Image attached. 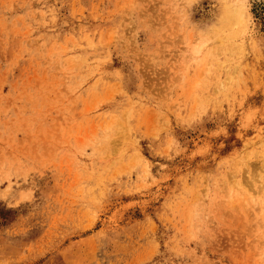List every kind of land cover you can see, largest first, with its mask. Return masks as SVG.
<instances>
[{"label": "rangeland", "instance_id": "rangeland-1", "mask_svg": "<svg viewBox=\"0 0 264 264\" xmlns=\"http://www.w3.org/2000/svg\"><path fill=\"white\" fill-rule=\"evenodd\" d=\"M0 264H264V0H0Z\"/></svg>", "mask_w": 264, "mask_h": 264}]
</instances>
